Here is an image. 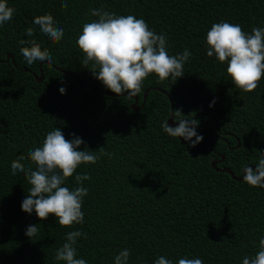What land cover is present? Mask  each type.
Listing matches in <instances>:
<instances>
[{
    "label": "trees",
    "instance_id": "obj_1",
    "mask_svg": "<svg viewBox=\"0 0 264 264\" xmlns=\"http://www.w3.org/2000/svg\"><path fill=\"white\" fill-rule=\"evenodd\" d=\"M7 2L15 11L0 26V264H64L55 261V254L69 231L86 234L76 247L77 258L87 264H114L124 249L130 250L128 264H155L160 256L173 264L180 258L242 264L245 256H254L264 238V189L236 183L222 171L241 178L245 167L255 169L264 158V77L252 93L236 89L227 64L207 56L205 41L212 24L221 21L238 23L248 34L253 27L264 28V0ZM100 8L144 19L156 34L166 35L170 55L192 53L183 77L158 83L150 75L144 81L137 113L131 109L134 98L86 92L67 75L111 92L94 77L91 65L85 69L76 44L83 24L98 20L90 10ZM46 14L64 30L59 42L33 23ZM28 28L35 29L33 36L25 34ZM20 40H35L49 51L51 63L29 67L20 48L31 45ZM171 104L180 118L197 121L203 139L195 147L163 131ZM56 128L67 140L81 138L80 151L105 147L111 154L81 165L66 181L71 190L77 187L75 175L90 176L83 182L88 189L84 222L71 228L60 227L54 216L41 221L35 211L23 212L30 185L23 172H11L20 155L27 168L28 153ZM30 225H39L32 240L25 235Z\"/></svg>",
    "mask_w": 264,
    "mask_h": 264
},
{
    "label": "clouds",
    "instance_id": "obj_2",
    "mask_svg": "<svg viewBox=\"0 0 264 264\" xmlns=\"http://www.w3.org/2000/svg\"><path fill=\"white\" fill-rule=\"evenodd\" d=\"M67 7V3H63ZM15 9L8 6L7 0H0V26L9 22ZM90 13L98 20L84 23L82 32L76 40L79 51L84 55L85 69L91 65L94 77L103 86L118 96L127 93L126 99L137 97L142 90L144 81L155 75L157 82L169 78L177 80L183 77L184 65L192 53L185 49L182 53L170 55L167 37L156 34L142 18L134 15H117L100 9H91ZM39 32L53 42H59L64 36L62 27H57L51 14L37 16L33 21ZM35 29L28 28L27 36H33ZM20 45L29 43L30 47H21L20 52L31 67L36 62L51 63L52 56L47 49L41 47L35 40L19 41ZM205 45L207 56L215 57L221 64H227V76L236 89L243 93H252L264 77V28L253 27L251 34L245 33L236 23L221 21L212 24L206 34ZM61 88V94L64 93ZM214 104V101H213ZM211 106V105H210ZM176 127H170L165 121L161 127L173 138H183L195 147L203 137L197 135L198 123L195 120L180 118L182 113H173ZM178 118V119H177ZM3 126L0 125V128ZM74 136V134H73ZM195 137V140H193ZM81 138L67 140L63 132L56 128L47 133L41 147H36L28 153L31 161L26 168L20 155L11 163L12 175L23 172L30 188L23 200L21 209L31 215L33 211L37 218L45 221L54 216L62 228H71L74 224L84 222L82 211L83 198L88 189L83 182L90 179L85 174L75 175L77 187L69 189L66 181L73 177L81 165L96 164L101 155H111L105 152V147L93 152L85 148L78 150L83 144ZM32 165H35L33 170ZM243 182L253 188L264 189V158H261L255 168L243 169ZM39 232V225L27 227L25 235L32 240ZM86 234L81 231H69L65 242L56 251L55 261L64 264H87L83 258H77V240ZM130 250L124 249L115 256L114 264H128ZM155 264H173L170 259L160 256ZM177 264H204L200 258H180ZM242 264H264V238L259 240V248L254 256H245Z\"/></svg>",
    "mask_w": 264,
    "mask_h": 264
},
{
    "label": "water",
    "instance_id": "obj_3",
    "mask_svg": "<svg viewBox=\"0 0 264 264\" xmlns=\"http://www.w3.org/2000/svg\"><path fill=\"white\" fill-rule=\"evenodd\" d=\"M12 59V56L11 55H8L7 56V62L10 61ZM42 63L40 64V67H41ZM59 70V69H58ZM61 71V70H59ZM41 73V71H40ZM42 74V73H41ZM69 77H71L72 79H74L78 85L86 92H89V93H98V94H102V95H107V96H111V97H127V93L126 94H121V95H117L115 93H112V92H109V91H105V90H97V89H92V88H88L86 87L82 82H80L75 76H73L72 74H67ZM43 81V77L41 75V77L37 80L38 83H41ZM149 91V90H148ZM148 91H146L145 95H144V100H143V106L145 105V102H146V98H147V94H148ZM158 91V90H157ZM159 92V91H158ZM137 103H138V99L136 97H134V104L132 105L131 109L133 112L137 113L139 112V107H137ZM168 124L170 127H176L178 125H175L173 123V107H172V104H171V115H170V118L168 120ZM224 161V158L222 157L221 158V162L220 163H213L212 164V170H216L218 164H221L222 162ZM253 169V168H252ZM255 171V169H253ZM223 173L225 174H228L232 180L236 183H241L243 182V176H244V172L242 174V177L241 178H235L233 176V174H231L228 170H223L222 171Z\"/></svg>",
    "mask_w": 264,
    "mask_h": 264
}]
</instances>
